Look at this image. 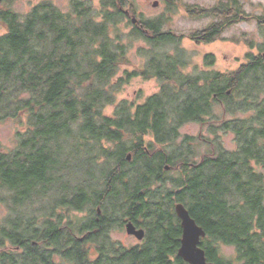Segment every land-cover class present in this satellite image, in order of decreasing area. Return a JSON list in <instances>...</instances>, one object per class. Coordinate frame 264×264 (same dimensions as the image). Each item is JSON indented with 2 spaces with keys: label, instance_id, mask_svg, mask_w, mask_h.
Listing matches in <instances>:
<instances>
[{
  "label": "trees",
  "instance_id": "1",
  "mask_svg": "<svg viewBox=\"0 0 264 264\" xmlns=\"http://www.w3.org/2000/svg\"><path fill=\"white\" fill-rule=\"evenodd\" d=\"M165 3L181 6L180 0ZM96 7L77 2L70 14L45 3L23 20L13 14L4 21L0 122L11 119L24 128L13 150L0 144V199L11 211L0 222V248L19 246L24 258L3 250L0 264H58L56 255L68 264H184L177 255L178 203L205 232L200 247L208 262L232 264L219 251L226 246L236 264H264V179L256 169H264V101L258 99L264 65L184 74L183 35L164 31L161 19L137 16L129 0H100ZM182 8L191 19H213L190 33L198 45L254 19L239 0ZM123 22L130 26L128 39L148 46L142 50L149 60L117 76L126 62L118 31ZM247 58L262 61L261 55ZM135 77L157 79L159 90L143 104L117 102L120 87ZM238 99V107L256 110L252 140L245 121L237 127L238 157L222 145L209 156L207 143L208 153L197 160L200 139L188 136L174 150L184 125L201 124L218 101L232 106ZM222 128L234 131L227 123ZM72 211L87 216L74 221ZM130 222L146 229L143 243L124 247L108 237L115 224Z\"/></svg>",
  "mask_w": 264,
  "mask_h": 264
},
{
  "label": "rangeland",
  "instance_id": "2",
  "mask_svg": "<svg viewBox=\"0 0 264 264\" xmlns=\"http://www.w3.org/2000/svg\"><path fill=\"white\" fill-rule=\"evenodd\" d=\"M100 0H13V14H16L19 19L23 20L29 12L36 6L50 3L64 13L72 14L75 3H80L82 6L89 5L92 10L97 8ZM135 9L137 16H142L144 19H161L163 21V30L173 31L176 35H183L179 47L184 51V58L188 62L184 69V74L187 75H206L208 73L218 72L227 73L235 71L240 65L249 61L247 55H257V46L264 44V22L258 23L256 18H264V0H239L246 13L253 16L247 22L238 23L226 29L221 36L212 44L198 45L193 42L189 35L193 31L206 28L213 19L203 18L194 20L187 16L182 8V5H191L195 7L210 8L217 0H180L181 6H169L165 0H129ZM156 3V4H155ZM119 37L122 43L127 46L126 62L121 65L117 76H121L125 70L131 71L134 68H143L147 64L149 57L143 52L148 46L142 40L132 41L128 39L130 26L125 22L118 25ZM4 34L3 27H0V36ZM116 32H111V38L115 40ZM143 49V50H142ZM166 51L174 55L172 47H167ZM204 73V74H203ZM160 87V82L157 79L144 80L141 77L131 78L127 83H124L116 95V101L128 100L138 104H143L145 100L155 94ZM264 101V95L258 97ZM241 100L234 101V105L230 106L228 102L221 105H215L213 113L221 116V121L215 122L217 129L216 134L220 137L222 148L226 151L234 150V135L230 130H223V124L227 123L230 127L232 119L246 120L256 115L255 106L252 104L247 110L238 107ZM228 106V108H227ZM235 107V111H233ZM239 110H237L238 108ZM226 109V110H225ZM114 106L106 108L107 114H112ZM25 123V118L21 119ZM23 126L11 119L0 122V144L5 151H11L16 147V132L23 130ZM207 125L201 126L196 123H187L180 129V136L175 142L174 150L178 149V144L181 143L184 136L199 138L201 145L198 147L199 158L207 154V149L203 141L209 140L211 136L207 131ZM233 129V128H232ZM210 131V130H209ZM205 139V140H204ZM177 147V148H176ZM257 173L261 172L264 179V169L256 166ZM11 211L8 205L0 199V222L10 216ZM87 216L85 211L71 213V219L74 221L83 220ZM115 226H118L115 224ZM115 228V229H114ZM110 238L121 244L124 247H132L138 244L137 240L128 236L124 228L113 229L109 233ZM8 247H11L9 244ZM219 251L224 261L235 262V251L231 247L220 246ZM90 258H94L91 256ZM55 262L58 264H68L59 255L55 256Z\"/></svg>",
  "mask_w": 264,
  "mask_h": 264
},
{
  "label": "flooded vegetation",
  "instance_id": "3",
  "mask_svg": "<svg viewBox=\"0 0 264 264\" xmlns=\"http://www.w3.org/2000/svg\"><path fill=\"white\" fill-rule=\"evenodd\" d=\"M12 2H13V0H0V27H3L4 33L6 32V24L4 23V21L10 20L12 18V16H13ZM257 52H258L257 55H255V56L252 55V58H254V59L258 58L259 55H261L262 56V61L256 62V61H253V60H249V61H247L246 63H244L242 65H264V44L257 46ZM213 96L215 97V95H213ZM218 105H221V102L218 101ZM253 119H254V117H251L250 119L248 118L246 120H239L236 117L232 119L231 127L234 130L232 132H233V135H234L235 148H234V150H231V152L237 157L242 152V148L240 147V144L242 143L241 138H239V141H238L237 135H236L237 127H239V123L240 122L245 121L246 124L248 125L245 128V131H246L245 137L249 138L250 140H252V138H253V124H252L253 123ZM219 121H221V116L220 115H216L215 113H213V115L210 114V115L203 116V119H202V122H201L200 125L201 126L207 125V127H208L207 131H208L209 135L211 136V138L209 140H205L204 139L205 141H203V144H204L205 147H206L207 143L211 145L212 149H213V147H217V146L221 145V142H220L221 139L216 134V131H220V130L217 129V126L215 124V122H219ZM210 129H213V133L209 131ZM239 137H240V135H239ZM241 137L243 138L244 135L242 134ZM263 142H264V140H263ZM206 149H207V147H206ZM215 152H216V150L213 149L212 152L208 153V151H207L206 153H208L209 156H214ZM204 156H205V154L202 155L200 158H203ZM247 163L250 165V167L251 166L253 167L254 165H256V163L253 160V158H251L249 161H247ZM72 225H75V223H72ZM132 225L135 227L136 230H142L143 231V238L141 240H138L133 235H128V236L136 239L137 242H138L137 245H139V244L143 243L145 241V239H146V235H147L146 229L144 227L140 226V225H134V224H132ZM117 228H121V229L124 228V230H125V224H123L122 226H117ZM125 232H126V230H125ZM107 233H108V237H110V235H109L110 232L108 231ZM77 235L78 234L75 233V237H77ZM3 250H4V248H0V253ZM7 250L16 252L18 258H24L22 256L23 255V248H21L19 246L18 247H14V246L11 245V247H8V245H7L5 247L4 251H7Z\"/></svg>",
  "mask_w": 264,
  "mask_h": 264
},
{
  "label": "water",
  "instance_id": "4",
  "mask_svg": "<svg viewBox=\"0 0 264 264\" xmlns=\"http://www.w3.org/2000/svg\"><path fill=\"white\" fill-rule=\"evenodd\" d=\"M134 21L135 19H133ZM128 160H130V156H128ZM175 213L180 220L182 229L178 257L183 260L184 264H213L207 261L204 250L200 247L201 239L205 237L203 229L195 223L182 204L175 205ZM125 230L127 235H133L138 240L143 238V231L136 230L131 223L125 224Z\"/></svg>",
  "mask_w": 264,
  "mask_h": 264
}]
</instances>
